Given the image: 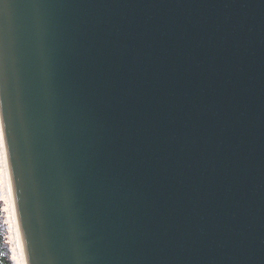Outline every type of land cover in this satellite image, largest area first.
<instances>
[{"label": "water", "instance_id": "obj_1", "mask_svg": "<svg viewBox=\"0 0 264 264\" xmlns=\"http://www.w3.org/2000/svg\"><path fill=\"white\" fill-rule=\"evenodd\" d=\"M27 264H264V0H0Z\"/></svg>", "mask_w": 264, "mask_h": 264}, {"label": "rangeland", "instance_id": "obj_2", "mask_svg": "<svg viewBox=\"0 0 264 264\" xmlns=\"http://www.w3.org/2000/svg\"><path fill=\"white\" fill-rule=\"evenodd\" d=\"M0 208H1L0 235L3 234V228L5 227L6 232L4 234V239L7 245L6 249L9 250L11 253V248L14 249L15 251L18 250V246L16 243L17 222H16L15 209L12 199V188H11V181L9 176L8 163L4 159L3 139L1 134V121H0ZM6 249L4 250L5 253H6Z\"/></svg>", "mask_w": 264, "mask_h": 264}, {"label": "bare ground", "instance_id": "obj_3", "mask_svg": "<svg viewBox=\"0 0 264 264\" xmlns=\"http://www.w3.org/2000/svg\"><path fill=\"white\" fill-rule=\"evenodd\" d=\"M1 96V94H0ZM0 121H1V134L3 139V151H4V159L8 163V169H9V176L11 181V188H12V199H13V205L15 209V217L17 222V228H16V243L18 246V250L15 251L11 248V257L15 264H27L24 248H23V242H22V236H21V229H20V223H19V217H18V211H17V202H16V196L15 191L13 187V181H12V171H11V165H10V159H9V149L6 141V135L4 131V120H3V111H2V105H1V99H0Z\"/></svg>", "mask_w": 264, "mask_h": 264}, {"label": "trees", "instance_id": "obj_4", "mask_svg": "<svg viewBox=\"0 0 264 264\" xmlns=\"http://www.w3.org/2000/svg\"><path fill=\"white\" fill-rule=\"evenodd\" d=\"M0 215H1V208H0ZM1 229V223H0ZM6 232V228H3V234L0 235V264H14L10 259V251L7 250V245L5 243L4 234ZM2 233V232H1ZM6 249V253L4 250Z\"/></svg>", "mask_w": 264, "mask_h": 264}]
</instances>
